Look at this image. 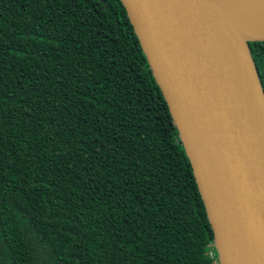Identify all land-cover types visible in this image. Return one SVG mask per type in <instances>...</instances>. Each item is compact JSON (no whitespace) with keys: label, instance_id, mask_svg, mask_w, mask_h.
<instances>
[{"label":"trees","instance_id":"obj_1","mask_svg":"<svg viewBox=\"0 0 264 264\" xmlns=\"http://www.w3.org/2000/svg\"><path fill=\"white\" fill-rule=\"evenodd\" d=\"M213 246L121 1L0 0V264H216Z\"/></svg>","mask_w":264,"mask_h":264},{"label":"water","instance_id":"obj_2","mask_svg":"<svg viewBox=\"0 0 264 264\" xmlns=\"http://www.w3.org/2000/svg\"><path fill=\"white\" fill-rule=\"evenodd\" d=\"M168 106L219 264H264V92L248 42L264 6L120 0Z\"/></svg>","mask_w":264,"mask_h":264},{"label":"bare ground","instance_id":"obj_3","mask_svg":"<svg viewBox=\"0 0 264 264\" xmlns=\"http://www.w3.org/2000/svg\"><path fill=\"white\" fill-rule=\"evenodd\" d=\"M244 11L251 10L253 8H259L264 6V0H235Z\"/></svg>","mask_w":264,"mask_h":264},{"label":"rangeland","instance_id":"obj_4","mask_svg":"<svg viewBox=\"0 0 264 264\" xmlns=\"http://www.w3.org/2000/svg\"><path fill=\"white\" fill-rule=\"evenodd\" d=\"M213 249H214V250L211 252L210 255H211L212 258H214V259L216 258V259H215V260H216V264H219V262H218V253H217V251H216V249H215V246H213Z\"/></svg>","mask_w":264,"mask_h":264}]
</instances>
